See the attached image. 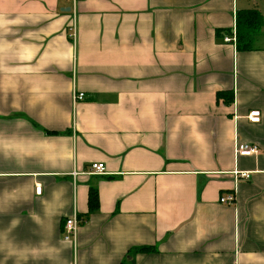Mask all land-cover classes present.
<instances>
[{
	"label": "crops",
	"instance_id": "1",
	"mask_svg": "<svg viewBox=\"0 0 264 264\" xmlns=\"http://www.w3.org/2000/svg\"><path fill=\"white\" fill-rule=\"evenodd\" d=\"M0 264H264V0H0Z\"/></svg>",
	"mask_w": 264,
	"mask_h": 264
},
{
	"label": "built area",
	"instance_id": "2",
	"mask_svg": "<svg viewBox=\"0 0 264 264\" xmlns=\"http://www.w3.org/2000/svg\"><path fill=\"white\" fill-rule=\"evenodd\" d=\"M74 6L76 5V2L78 0H72ZM69 35L74 40L76 38L77 34V28H76V22L74 21L73 25L69 27ZM224 40L226 42H231L233 44H236L237 42V30L236 28L233 29L232 33L225 36ZM85 98V93L83 92H75L74 94V101H80ZM248 119L253 123H259L261 121V112L258 109L251 110L248 115ZM260 148L256 144L252 143H242L239 141H236L235 143V157L236 159L239 156H250V155H256L259 154ZM106 172V167L104 163H93L89 170H87L85 173L87 174H103ZM74 174H77L74 172ZM233 176L235 177L236 181L241 179H249L251 177V173L248 171L240 170L238 167H236L232 171ZM36 191L38 193L41 192V186H38ZM220 202L233 205L236 203V193L232 192L229 194L221 195ZM86 220L84 218L79 217L77 213L74 215L68 217L64 221L63 225V232H64V239L65 240H75L76 234L79 229V226L84 223Z\"/></svg>",
	"mask_w": 264,
	"mask_h": 264
},
{
	"label": "trees",
	"instance_id": "3",
	"mask_svg": "<svg viewBox=\"0 0 264 264\" xmlns=\"http://www.w3.org/2000/svg\"><path fill=\"white\" fill-rule=\"evenodd\" d=\"M263 24L262 14L257 9L241 10L236 17V30H237V47L240 49H251V44L254 36L260 32ZM228 92L218 93V99L225 98L231 103L234 99L231 92L229 97ZM89 212L91 214L99 208V196L96 188L91 187L89 191ZM153 247H140L134 251L149 252Z\"/></svg>",
	"mask_w": 264,
	"mask_h": 264
}]
</instances>
